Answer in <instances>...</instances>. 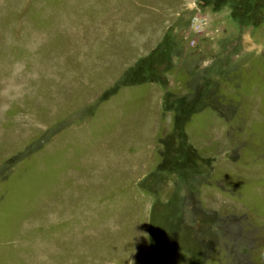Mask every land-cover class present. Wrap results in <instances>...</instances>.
Instances as JSON below:
<instances>
[{
  "label": "rangeland",
  "instance_id": "374dc122",
  "mask_svg": "<svg viewBox=\"0 0 264 264\" xmlns=\"http://www.w3.org/2000/svg\"><path fill=\"white\" fill-rule=\"evenodd\" d=\"M0 264H264V0H0Z\"/></svg>",
  "mask_w": 264,
  "mask_h": 264
}]
</instances>
